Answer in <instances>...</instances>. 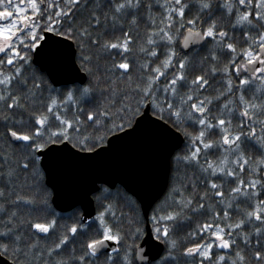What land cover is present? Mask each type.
<instances>
[{
	"label": "snow or ice",
	"instance_id": "1",
	"mask_svg": "<svg viewBox=\"0 0 264 264\" xmlns=\"http://www.w3.org/2000/svg\"><path fill=\"white\" fill-rule=\"evenodd\" d=\"M54 50L76 68L75 56L87 83L38 74L33 52ZM145 105L153 124L172 122L159 123L165 134L184 132L172 159L193 170L173 186L174 207L152 215L147 253L139 228L106 219L111 204L62 224L40 187L41 163L78 155L65 142L98 145L147 120ZM86 122L104 135L82 134ZM0 253L14 264H264V0H0Z\"/></svg>",
	"mask_w": 264,
	"mask_h": 264
},
{
	"label": "water",
	"instance_id": "2",
	"mask_svg": "<svg viewBox=\"0 0 264 264\" xmlns=\"http://www.w3.org/2000/svg\"><path fill=\"white\" fill-rule=\"evenodd\" d=\"M181 50L189 51L182 48ZM74 60L76 68L69 55L62 50L50 51L39 57L33 52V63L41 71L46 72L53 83L52 76L56 80H68V84L80 83L78 79H84L85 83L86 74L79 67L75 56ZM61 85L63 83L56 86ZM145 113L147 120L136 126V121L140 118L138 116L130 127L112 134L105 145L95 150L82 151L65 142L68 148L78 155L60 153L51 159L48 167L43 163L41 167L45 174V182L52 190L54 207L61 212H67L79 206L85 218L89 213L93 218L96 215L93 194L99 190L101 184L110 188L117 184L122 185L141 205L146 227L145 234L138 244H141L147 253L148 246L143 245L142 241L147 239L148 233L152 231L149 221L150 210L168 187L171 158L180 148L183 137L175 128L176 137L165 134L159 127V123L168 124L164 120L153 124L151 121L159 120V117L151 113L149 105L145 106L141 115ZM132 128L135 130L131 131ZM162 254L161 251L160 255ZM0 264L14 262L0 253Z\"/></svg>",
	"mask_w": 264,
	"mask_h": 264
},
{
	"label": "trees",
	"instance_id": "3",
	"mask_svg": "<svg viewBox=\"0 0 264 264\" xmlns=\"http://www.w3.org/2000/svg\"><path fill=\"white\" fill-rule=\"evenodd\" d=\"M177 51H179L182 55L183 54H189V51L185 52V51L181 50V48H179V47L177 48ZM201 55H203V51H201ZM76 60H77L79 67L81 68V70L83 72H85L84 69L80 66L79 60L78 59H76ZM33 67L36 69H39V67L36 66L34 63H33ZM38 74H43L49 80L46 72H43L40 70ZM85 74H86L85 83H87L88 74L86 72H85ZM163 82L164 81L162 80L161 83H163ZM69 86H71V84H69ZM56 87L61 88V87H63V85L56 86ZM101 100H102L101 96L97 95L95 97L96 102H99ZM145 106L140 108V114L143 112ZM81 107L88 108V107H91V105L82 104ZM150 110H151V113L153 114V108L151 106H150ZM67 114L70 116L71 110ZM62 115H63V113H62ZM155 116L158 117V115H155ZM136 118L132 121L131 125L134 123ZM82 119H83V117H82ZM164 121L167 122L169 125H172V122L170 120H168L167 116L164 117ZM130 126H126L124 129H126ZM173 127L176 130H178L182 134V137H183V142H182L180 148L178 150H176L175 153L173 154V156H174L176 153L181 152L182 150H185L187 142H188V138L184 135V132L181 129H179L175 126H173ZM185 128L187 129V131L192 132V133H195L197 131V128L193 127V125L191 123L185 124ZM124 129H122V130H124ZM122 130H119V131L112 130L108 134L104 135V129H98L96 126L91 125V124L86 122L82 134L86 135V134L95 133L97 135H104V139L101 140V142L98 145L89 143L88 148H85V149L77 148V149H80L82 151H89L88 149L95 150L96 148L105 145L108 138L112 134L120 132ZM72 134L75 135L76 133H72ZM68 142L71 145H73V143L71 141H68ZM249 152H250V154H255V155L259 154V153L255 152V149H249ZM40 168L42 170V176L40 177V187L47 189V191H48V203L51 206V208L55 211V213L57 214L59 222L62 224L74 222L73 218L75 217V215L77 213H79L81 216H83L82 215V209L79 206H77V207H75V208H73L67 212H61L54 207L53 202H52V190H51V188H49L47 186V184L45 182V174H44V171H43L41 165H40ZM192 172H193V170L190 168H187L182 162L174 161L171 158V169H170L168 187H167L165 193L162 195V197L153 205V207L150 210V214H149L150 220L149 221H150V225H151L152 229L155 227V225L152 223V220H151L152 215L155 212H162L163 213L165 210L169 209L170 207H174V205L172 204V199L175 195V193L172 191L173 186L175 185V186H179V187H184L187 183L188 177L191 176ZM190 193H191L190 188L185 189V195H188ZM93 198H94L95 207H96V215L94 218H96L98 213L105 211V205L111 204L112 205L111 211L105 213L106 219H108L111 223H114V224L116 223L117 220H119L120 225L123 228L128 229L129 231L132 230L133 228H139L141 230V236H140L139 240L135 241V243L138 244L141 241L142 237L145 234V227H146L145 216L143 214V211L141 209V205L138 202V200L134 196H132L129 192H127L126 189L122 185L117 184L113 188H110L106 185L101 184L99 190L93 194ZM113 212L116 214L115 216L112 215ZM133 216L135 218V222L133 224L129 225L127 223V221L129 219H131ZM202 219H203L202 217H193L192 222L187 224L185 227H183L179 233H174V236L175 235L184 236L190 230H194L197 223L202 222ZM92 227L94 228L95 225H92ZM40 239L41 240L45 239L43 234L40 235ZM77 239L82 241L83 239H86V237H84L83 235H80L77 237ZM49 242H52V241H49ZM128 242L131 243L132 241H128ZM199 242H200L199 237H191V236H188L183 241L184 244L199 243ZM220 251H221L220 249H217L214 252V255L216 253H219ZM222 251L224 253L229 252V250H227V249L222 250ZM66 252H67V249H65V253ZM2 254L14 262L13 257H11L8 253H2ZM179 264H185L184 260L181 259ZM251 264H256V261L252 260Z\"/></svg>",
	"mask_w": 264,
	"mask_h": 264
}]
</instances>
